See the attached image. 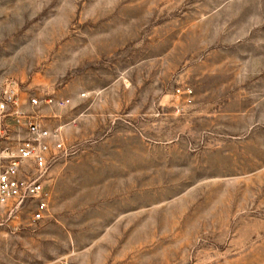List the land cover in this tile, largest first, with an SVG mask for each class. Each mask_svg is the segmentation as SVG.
<instances>
[{
	"label": "rangeland",
	"instance_id": "rangeland-1",
	"mask_svg": "<svg viewBox=\"0 0 264 264\" xmlns=\"http://www.w3.org/2000/svg\"><path fill=\"white\" fill-rule=\"evenodd\" d=\"M6 77L79 150L0 264H264V0H0Z\"/></svg>",
	"mask_w": 264,
	"mask_h": 264
},
{
	"label": "built area",
	"instance_id": "built-area-1",
	"mask_svg": "<svg viewBox=\"0 0 264 264\" xmlns=\"http://www.w3.org/2000/svg\"><path fill=\"white\" fill-rule=\"evenodd\" d=\"M21 82L6 77L0 82V226L19 215L28 202L36 208L30 219L50 216L51 193L47 182L60 159L75 154L78 145H67L60 125L49 126L28 112L20 101ZM70 104V98L46 94L30 103Z\"/></svg>",
	"mask_w": 264,
	"mask_h": 264
}]
</instances>
